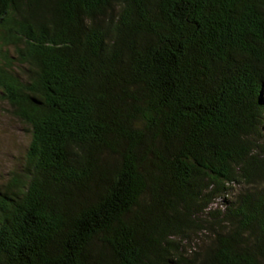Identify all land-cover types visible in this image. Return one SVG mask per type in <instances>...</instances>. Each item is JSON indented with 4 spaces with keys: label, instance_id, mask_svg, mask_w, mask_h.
<instances>
[{
    "label": "trees",
    "instance_id": "1",
    "mask_svg": "<svg viewBox=\"0 0 264 264\" xmlns=\"http://www.w3.org/2000/svg\"><path fill=\"white\" fill-rule=\"evenodd\" d=\"M0 99V264H264V0H0Z\"/></svg>",
    "mask_w": 264,
    "mask_h": 264
},
{
    "label": "rangeland",
    "instance_id": "2",
    "mask_svg": "<svg viewBox=\"0 0 264 264\" xmlns=\"http://www.w3.org/2000/svg\"><path fill=\"white\" fill-rule=\"evenodd\" d=\"M8 48H3V51ZM10 55L13 49H8ZM26 126L9 112V106L0 99V189L10 175L23 163L29 147Z\"/></svg>",
    "mask_w": 264,
    "mask_h": 264
}]
</instances>
